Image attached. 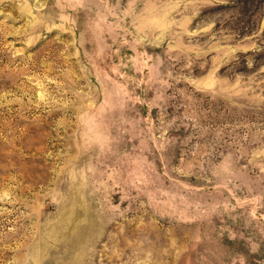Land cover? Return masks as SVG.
Segmentation results:
<instances>
[{"label":"rangeland","instance_id":"obj_1","mask_svg":"<svg viewBox=\"0 0 264 264\" xmlns=\"http://www.w3.org/2000/svg\"><path fill=\"white\" fill-rule=\"evenodd\" d=\"M0 264H264V0H0Z\"/></svg>","mask_w":264,"mask_h":264}]
</instances>
